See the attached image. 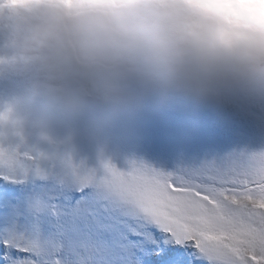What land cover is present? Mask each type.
<instances>
[{"label": "clouds", "instance_id": "obj_1", "mask_svg": "<svg viewBox=\"0 0 264 264\" xmlns=\"http://www.w3.org/2000/svg\"><path fill=\"white\" fill-rule=\"evenodd\" d=\"M0 167L79 165L149 99L264 97V0H0ZM62 129V130H61Z\"/></svg>", "mask_w": 264, "mask_h": 264}, {"label": "snow or ice", "instance_id": "obj_2", "mask_svg": "<svg viewBox=\"0 0 264 264\" xmlns=\"http://www.w3.org/2000/svg\"><path fill=\"white\" fill-rule=\"evenodd\" d=\"M0 264H264V150L172 167H0Z\"/></svg>", "mask_w": 264, "mask_h": 264}, {"label": "rangeland", "instance_id": "obj_3", "mask_svg": "<svg viewBox=\"0 0 264 264\" xmlns=\"http://www.w3.org/2000/svg\"><path fill=\"white\" fill-rule=\"evenodd\" d=\"M14 87V78L0 77V94ZM75 143L79 156L92 166L101 159L122 169L132 161L168 167L180 161L221 163L230 155L264 150V97L198 100L176 96L165 103L149 99L102 132L83 118ZM160 255L158 247L151 249L153 259Z\"/></svg>", "mask_w": 264, "mask_h": 264}]
</instances>
